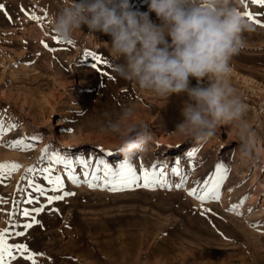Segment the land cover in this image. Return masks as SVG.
<instances>
[{
  "label": "rangeland",
  "instance_id": "374dc122",
  "mask_svg": "<svg viewBox=\"0 0 264 264\" xmlns=\"http://www.w3.org/2000/svg\"><path fill=\"white\" fill-rule=\"evenodd\" d=\"M68 2L0 0V121L5 127L16 125L0 138V164L20 165L0 177V230H7L6 239L26 244L36 264H264V27L245 18L253 30L243 33L246 43L231 60L229 81L248 105L245 119L256 133L258 149L253 161L240 157V139L230 124H221L216 136L202 143L174 134L186 97H159L118 77L112 66L122 61L111 55L110 36L90 33L83 25L74 43L58 39L51 16ZM130 2L133 10L148 11L147 0ZM239 10H246L241 0ZM247 10L264 22V9L251 5ZM151 18L156 21L154 13ZM89 52L107 61L99 65L100 72L92 68ZM129 106L135 110L131 123L147 125L152 133L149 150L130 163L138 175L141 169L165 165L167 186L145 188L141 181L112 191L102 179L100 187L90 188L79 170L78 186L68 179L67 169L51 163L58 153L90 160L93 168L100 159L118 167L125 161L117 150L119 137L102 128ZM19 139L31 147H9ZM193 145L198 146L189 151ZM177 159L180 176L170 171ZM217 164L226 169L220 199L201 203L188 193L205 181L210 184ZM49 167L53 179L62 178V192L51 191L53 185L44 179L42 170ZM30 168L34 171H26ZM182 179L183 187L175 188ZM63 192L75 195L49 203V196ZM36 208L43 211L37 214ZM25 209L39 223L16 236L32 222L22 215ZM16 255L11 264H31Z\"/></svg>",
  "mask_w": 264,
  "mask_h": 264
},
{
  "label": "clouds",
  "instance_id": "9594fccd",
  "mask_svg": "<svg viewBox=\"0 0 264 264\" xmlns=\"http://www.w3.org/2000/svg\"><path fill=\"white\" fill-rule=\"evenodd\" d=\"M147 3L148 11L140 12L130 0H69L52 14L51 31L67 43L75 42L83 25L110 36L111 55L122 61L112 66L118 77L159 97H186L174 134L202 143L230 124L240 139V157L257 160L256 133L245 119L248 105L229 82L231 60L246 43L243 33L253 30L239 0ZM134 115V107H126L102 128L119 137L117 150L127 162L146 153L152 138L147 125L131 123Z\"/></svg>",
  "mask_w": 264,
  "mask_h": 264
},
{
  "label": "snow or ice",
  "instance_id": "6c2138e0",
  "mask_svg": "<svg viewBox=\"0 0 264 264\" xmlns=\"http://www.w3.org/2000/svg\"><path fill=\"white\" fill-rule=\"evenodd\" d=\"M241 3L245 6V11L241 12L242 16L246 18L249 22L258 24L261 27H264V22H261L260 20L255 18V15L247 10L250 8L251 5H258L261 9H264V0H241ZM3 8V5L0 4V9ZM31 19L39 20L38 17L30 16ZM59 43V41H57ZM69 44H72V42H68ZM46 48L48 47L47 44L44 45ZM86 56H91L92 58V68L100 72L99 65L101 64H107L106 60H102L101 57L97 56L95 53H85ZM107 77L108 73L104 72L102 73ZM16 128V125L10 124L7 127H5V122L0 121V138L2 136L10 131L14 130ZM9 147L11 148H18L21 150H26L31 147V145H25V142L23 139L15 140L9 144ZM47 151V149H45ZM109 157H111L112 153H107ZM196 155L195 152L188 153V156L190 158H194ZM51 163L62 165L65 169H67V177L68 179L73 183L79 184L81 183V177L76 174V172L79 170L82 172L83 177L88 180V187H100V181L103 179L104 187H109L112 191H119L123 190L124 188H127L129 186H140V182L142 181V186L145 188H153L154 186H167L165 184L164 180V169L165 165H161L160 167L153 166V169L151 171L141 169L142 174H137L136 167L127 161L122 162L118 167L113 168V166H110L108 162H105L103 159L97 160L95 162V167L93 168V164L90 160H87L85 158H79L76 160L65 158L64 156L54 153L50 157ZM180 164L181 160L177 159L175 161V167H172L170 171L174 173L177 176L181 175L180 172ZM79 166V169L75 166ZM20 167V165L16 163H5L0 164V177H3L4 175H10L12 171L17 170ZM93 168L91 172H89V169ZM103 170V176L101 177L98 175V173ZM26 171L32 172L34 169H27ZM46 175L44 176V179L48 181L49 184H52L53 187L51 191H61L62 192V186L63 181L62 178L57 175L55 176V179L52 178L53 169L51 167L44 168L42 170ZM225 172L226 169L223 165L217 164L215 175L210 178V184L208 181L204 182V186L202 188H196L194 187L191 191H189V195L195 197L198 199L201 203L205 201L215 200L218 201L220 199V186L221 181L225 179ZM184 183V179L181 180V183L175 184V188H182ZM30 187H32L34 192H39L41 195L45 194L44 188L35 185L30 184ZM75 195V193L72 192H63L62 195L59 196H49L48 201L51 203L53 200L63 199L65 196ZM0 202H2V198H0ZM28 204H32L34 202L33 199H28L26 201ZM232 211L236 210V206H233L231 209ZM37 214L41 211H43L42 208H36L33 210ZM22 215L26 218L31 217V221L29 223H26L23 226V230L20 232H16V236H25L26 235V229H30L33 227V223H39L35 220V217L32 215V212L25 209L22 213ZM9 235L7 230H0V264H11V262L17 260V255L19 254L23 259L31 261V264H36L35 261V254L30 252L28 246L26 244L22 243H9V241L6 239V237ZM26 254V255H25Z\"/></svg>",
  "mask_w": 264,
  "mask_h": 264
},
{
  "label": "bare ground",
  "instance_id": "6f19581e",
  "mask_svg": "<svg viewBox=\"0 0 264 264\" xmlns=\"http://www.w3.org/2000/svg\"><path fill=\"white\" fill-rule=\"evenodd\" d=\"M163 143H164V140H163V138L161 137L160 140H159V143H158V144L161 145V144H163ZM197 146H198V145L190 146L188 150H189V151H193L194 149H196ZM199 147H200V146H199Z\"/></svg>",
  "mask_w": 264,
  "mask_h": 264
}]
</instances>
